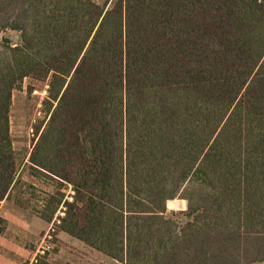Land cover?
I'll return each instance as SVG.
<instances>
[{
  "label": "trees",
  "instance_id": "trees-1",
  "mask_svg": "<svg viewBox=\"0 0 264 264\" xmlns=\"http://www.w3.org/2000/svg\"><path fill=\"white\" fill-rule=\"evenodd\" d=\"M26 77L49 85L28 161L52 186L32 211L64 207L53 236L122 264H264V0H0V201Z\"/></svg>",
  "mask_w": 264,
  "mask_h": 264
},
{
  "label": "rangeland",
  "instance_id": "rangeland-1",
  "mask_svg": "<svg viewBox=\"0 0 264 264\" xmlns=\"http://www.w3.org/2000/svg\"><path fill=\"white\" fill-rule=\"evenodd\" d=\"M3 35L9 37L13 43L19 41V35L16 31L7 30L3 32ZM46 82V80L41 81L26 77L22 87L12 91L10 107V134L17 167V182L10 197H14L21 204H27L31 210L37 197L43 196V193L52 187L44 181L40 183L31 176L28 161L34 140L48 117L45 101L40 107H37V99L31 95V90ZM37 108L40 110L39 115L36 114ZM33 120L35 121L33 122ZM30 124H33L34 135L29 132ZM40 190H43V193ZM64 192L65 198L71 200L70 195L73 194V191L70 185L64 184ZM53 238H56L54 240L56 251L51 250L47 253V259L53 264L66 262L73 264H122L64 232H58Z\"/></svg>",
  "mask_w": 264,
  "mask_h": 264
},
{
  "label": "crops",
  "instance_id": "crops-1",
  "mask_svg": "<svg viewBox=\"0 0 264 264\" xmlns=\"http://www.w3.org/2000/svg\"><path fill=\"white\" fill-rule=\"evenodd\" d=\"M0 216L6 220L5 230L0 234V264H27L52 221L43 220L14 197L0 201Z\"/></svg>",
  "mask_w": 264,
  "mask_h": 264
},
{
  "label": "built area",
  "instance_id": "built-area-1",
  "mask_svg": "<svg viewBox=\"0 0 264 264\" xmlns=\"http://www.w3.org/2000/svg\"><path fill=\"white\" fill-rule=\"evenodd\" d=\"M110 1L111 0H108V2H110ZM48 87H49V85H48V81H47L42 86H35L34 88H32L31 95L37 99V107H40L42 105L43 101H45L48 98ZM36 114L37 115L40 114V110H38V108H37ZM34 121L35 120H33V122ZM29 132L31 135H34L35 132H34L33 124H30ZM63 209H64V207L60 206L59 209L57 210L50 228L41 236L40 240L37 242V244L33 250V253L31 254L30 258L28 259L27 264H37L40 257L45 255L54 246V243L52 240L53 239L52 232L54 231L53 222L56 219L57 215L62 216L64 214ZM57 222H58V220H57Z\"/></svg>",
  "mask_w": 264,
  "mask_h": 264
}]
</instances>
